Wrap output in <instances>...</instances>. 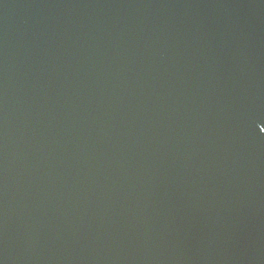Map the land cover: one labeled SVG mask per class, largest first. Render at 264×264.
<instances>
[{"label": "water", "instance_id": "water-1", "mask_svg": "<svg viewBox=\"0 0 264 264\" xmlns=\"http://www.w3.org/2000/svg\"><path fill=\"white\" fill-rule=\"evenodd\" d=\"M0 264H264V0H0Z\"/></svg>", "mask_w": 264, "mask_h": 264}]
</instances>
